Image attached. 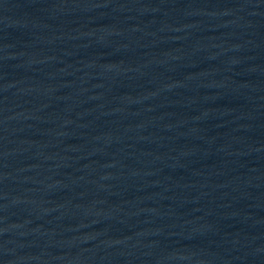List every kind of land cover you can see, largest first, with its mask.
<instances>
[{"label":"water","instance_id":"water-1","mask_svg":"<svg viewBox=\"0 0 264 264\" xmlns=\"http://www.w3.org/2000/svg\"><path fill=\"white\" fill-rule=\"evenodd\" d=\"M0 264H264V0H0Z\"/></svg>","mask_w":264,"mask_h":264}]
</instances>
